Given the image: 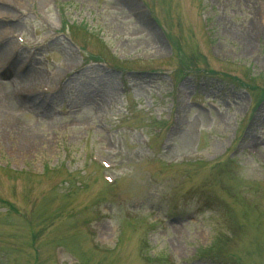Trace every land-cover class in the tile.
Here are the masks:
<instances>
[{
    "label": "rangeland",
    "instance_id": "obj_1",
    "mask_svg": "<svg viewBox=\"0 0 264 264\" xmlns=\"http://www.w3.org/2000/svg\"><path fill=\"white\" fill-rule=\"evenodd\" d=\"M0 28V264H264V0H0Z\"/></svg>",
    "mask_w": 264,
    "mask_h": 264
},
{
    "label": "bare ground",
    "instance_id": "obj_2",
    "mask_svg": "<svg viewBox=\"0 0 264 264\" xmlns=\"http://www.w3.org/2000/svg\"><path fill=\"white\" fill-rule=\"evenodd\" d=\"M1 35H4V31H1V28H0V36ZM2 41H4V40H2ZM11 48L12 47H10L8 45V46H5L4 48L0 49V61L5 57L6 54H8V52L10 51ZM19 72L20 71H18V69H15L14 74L16 75ZM14 90H16V88H14ZM18 92L21 94H31L32 91L30 89H25L23 87H20ZM34 102H38V97L34 98Z\"/></svg>",
    "mask_w": 264,
    "mask_h": 264
}]
</instances>
